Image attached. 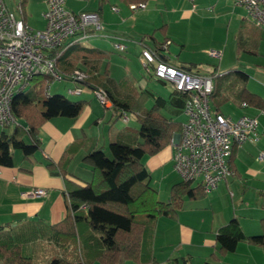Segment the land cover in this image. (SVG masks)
<instances>
[{
	"label": "trees",
	"instance_id": "obj_1",
	"mask_svg": "<svg viewBox=\"0 0 264 264\" xmlns=\"http://www.w3.org/2000/svg\"><path fill=\"white\" fill-rule=\"evenodd\" d=\"M19 2L23 5L25 0ZM246 23L242 24V32L255 30L258 38H264V31L251 24L247 28ZM148 36L152 38V35ZM106 58L103 50L74 42L60 53L57 66L64 72L84 66L88 73L85 83L91 88L100 86L104 89L115 116L123 117L127 110L133 112L139 128L137 133L125 128V132L118 133L120 137L108 144L109 155L100 147L83 155V162L90 166L91 178L84 184L71 185L66 192V215L50 226L51 236L73 237L81 256L76 260L54 256L47 264H91L94 261L100 264H127L128 261L155 264L152 244L157 219L173 217L182 208L184 198L198 199L207 193L200 184L180 178L170 186L168 199L158 198L157 190L150 184L151 173L144 164V157L162 150L170 144L172 135L180 131L181 121L162 113V108L168 102L172 113L180 114L184 97L171 91L165 100L136 87L127 77L115 80L108 75L107 61L99 71ZM193 65L182 63L179 66L192 69ZM209 74L213 76L209 98L215 110L229 99L239 105L246 102L249 106L264 108L262 96L247 88L248 74L244 71L233 69L217 76L215 70H211ZM46 80V75H37L27 90L14 95L11 110L18 123L13 124L10 131H0V166L12 165L15 149L21 150L23 157L28 158L40 148L39 131L44 121L55 116L74 118L84 107L83 99L48 93L44 88ZM142 94L153 98L150 106H143ZM74 148L68 145L57 162L46 161L51 174L65 175ZM236 148L234 144L228 160L232 170ZM32 225L20 231L15 227L0 229V264H34L27 252L28 240L38 232ZM259 226V233L246 234L237 217L232 216L217 229V251L210 255L218 260L233 252L240 241L264 248V216L259 219ZM183 264L190 263L184 260Z\"/></svg>",
	"mask_w": 264,
	"mask_h": 264
},
{
	"label": "crops",
	"instance_id": "obj_2",
	"mask_svg": "<svg viewBox=\"0 0 264 264\" xmlns=\"http://www.w3.org/2000/svg\"><path fill=\"white\" fill-rule=\"evenodd\" d=\"M46 1L43 0L42 11L46 8ZM84 1L77 7L70 2L68 6L65 5L76 12L84 10L98 12L103 28L89 37L103 39L110 44L109 48L91 45L107 54V58L103 59L99 71H102L105 61L109 65L110 54L113 51L124 54L132 48L139 59L140 45L138 42L141 39L146 42L154 41L152 43L169 39L173 44L174 39L170 27L172 18H165L161 14L157 6L158 0H144L146 3L145 8L136 11H131L128 7L130 2H137L132 0ZM231 2L235 4L233 0ZM112 6H116L117 10L112 9ZM236 6L243 10L236 18L237 31L235 37L237 44L242 45L241 48L244 50H248L247 48L252 46L257 52L261 53L264 51L262 47L264 46V38H258L259 36L255 30L247 29L242 32L243 22H247L245 24L247 28L250 27L248 24H253L245 18L244 8L239 5ZM190 12L191 8L183 11L179 9L178 18L185 19ZM148 35H152V38ZM116 41L124 42L127 47L124 50L116 49L113 46ZM171 43L168 44L167 51L164 52L163 57H167L173 64L180 65L183 62L171 59L173 57L169 47L172 45ZM108 65L109 77L115 80L124 77L129 78L128 76H112L109 73ZM79 67L85 69L84 66ZM130 80L132 81V79ZM134 85L141 88L135 83ZM170 93L171 90L169 89L166 97L154 94L167 100ZM79 95L81 96L75 99H83L85 105L76 117L55 116L44 121L39 131L40 148L28 158H24L22 152L16 149L13 151L12 165L0 166V229L7 230L10 227H15L20 231L34 224L32 226L34 229L37 228L38 232L35 233L33 239L28 240L27 244V252L31 255L34 264H47L54 256H61L71 260L80 258V247L75 244L73 237L51 236L50 226L62 220L66 215L68 211L66 192L71 185L75 183L84 184L91 178L90 166L83 162V155L87 151L99 147L104 151H108L109 142L120 137L118 133L125 132L123 126L116 128L115 123H110L113 116H115V110L108 105H103L105 109L110 111L107 114H105V111H101L98 105L92 101V98H94L93 92L89 88L83 90ZM247 107L252 106L248 105ZM259 109L255 107V112L249 114L258 117V124L264 131V108L261 111ZM162 113L178 120L176 118L178 114L172 113V108L168 102L162 108ZM113 127L118 131L117 135L111 131ZM68 145H73L75 148L71 151V158L66 164L65 175L51 174L45 165L46 161L49 159L54 162L60 160L64 149ZM172 151L170 143L159 152L144 157V164L151 173L150 184L157 190V196L162 200L168 199L170 186L180 180L175 175L172 166ZM233 163L234 170L230 168L232 170L231 174H241L234 160ZM35 187L44 188L46 193L42 196L26 194L29 189ZM218 187L213 189L212 193H217ZM212 193L205 199V203L201 207L188 208L187 201V204L183 205L173 217L161 216L157 219L152 244V251L156 260L155 264H180V259L186 260L187 263L195 264L193 262L194 255L197 256L196 259L202 258L206 263L214 264L207 256L202 257L205 249L211 251L209 255L213 252L216 253L215 233L223 225H219L213 234L206 232V228H204L206 225L204 212L209 203L214 200ZM240 225L246 234L256 233L246 232L247 230H245L244 226L241 223ZM238 245L239 242L233 252L237 250ZM91 264L100 263L94 261ZM127 264L150 263L128 261Z\"/></svg>",
	"mask_w": 264,
	"mask_h": 264
},
{
	"label": "built area",
	"instance_id": "obj_3",
	"mask_svg": "<svg viewBox=\"0 0 264 264\" xmlns=\"http://www.w3.org/2000/svg\"><path fill=\"white\" fill-rule=\"evenodd\" d=\"M245 10V18L264 31V0H233ZM144 1L130 2L131 11L144 9ZM112 9L117 10L116 6ZM44 26L31 27L24 15L23 5L9 8L0 0V124L18 123L11 110V102L18 92L25 91L37 75H46L45 90L53 81L70 80L69 94H80L89 88L103 105H110L106 92L100 86L89 87L88 73L79 67L64 72L58 69L57 59L63 49L74 42L87 39L103 28L97 11H73L65 0H47L42 11ZM139 58L145 71L167 84L171 91L184 97L182 113L185 119L181 129L171 137L172 166L181 179L201 185L205 192L217 187L232 173L228 165L232 146L259 136L256 116L243 113L232 118L220 110H212L209 95L213 89V76L173 64L167 57L169 39L152 43L139 40ZM113 46L124 50L127 45L116 41ZM212 56H219L210 50ZM264 100V94L262 95ZM241 107H247L241 102ZM123 119H128L123 115ZM264 155V150L261 156ZM41 187L29 189L26 194L42 196Z\"/></svg>",
	"mask_w": 264,
	"mask_h": 264
},
{
	"label": "rangeland",
	"instance_id": "obj_4",
	"mask_svg": "<svg viewBox=\"0 0 264 264\" xmlns=\"http://www.w3.org/2000/svg\"><path fill=\"white\" fill-rule=\"evenodd\" d=\"M87 1L94 2L95 0ZM158 1L157 6L161 14L165 18H172L170 27L174 41L172 44L170 40L172 45L169 47L173 61H181L184 64L193 62V70L200 73H209L211 70H215L217 76L233 69L242 70L248 74L247 88L259 95L264 93V51L259 53L252 46L248 47V50H244L236 42V18L243 11L240 7L233 4L231 0ZM5 2L9 8H14L19 0H5ZM69 2L77 7L85 1L65 0L67 6ZM43 6V0H25L23 3L26 21L31 27L42 28L44 26ZM187 8H191L189 16L185 19L178 18L179 9L183 11ZM80 43L98 45L103 48L110 47L108 41L90 37L81 40ZM262 47L264 49V46ZM210 50L218 51L219 56L210 55ZM108 66L112 76H128L136 85L143 88L141 90L151 91L154 96L155 94H160L162 97L167 96L169 86L145 71L140 58L136 57L135 50L132 48L124 54L111 52ZM70 86H73L70 80L53 81L46 91L50 94L61 93L70 99L81 96L67 93L66 87ZM93 97L92 101L98 105L100 110L105 111V114L109 113L110 110L105 109L94 94ZM141 98L144 107L150 106L154 101L152 97L145 95ZM211 106L214 110L212 104ZM254 108L241 107L237 101L229 99L220 104L219 110L232 118H237L243 113L255 112ZM259 110L261 111V109ZM127 115L128 119H123L121 115L113 116L110 123H115L116 128L123 126L127 131L137 133L139 123L135 120L134 113L127 110ZM176 116L180 121L185 119L183 113ZM256 119L259 122L258 117ZM12 128L13 124L4 127L0 124V131L2 129L10 131ZM113 128L111 131L117 135L118 131L115 130V127ZM256 131L259 136L256 140H247L238 144L234 161L241 174L227 176L226 181L222 180L217 185L219 186L217 193H212L213 190H211L198 199L184 198L183 205L188 201V208L194 209L203 206L205 199L211 193L214 196L213 202L209 203L204 212L206 232L213 234L219 225L227 222L233 215L244 226L246 232H256V234L260 232L259 219L264 216V155L261 156L264 150V131L259 124ZM105 152L109 155V151ZM175 175L177 178H181L176 171ZM210 252L205 249L202 257L207 256L214 264H264V248L244 241L239 242L235 252H228L226 257H224L225 255L220 257L222 259L220 261L209 255ZM193 258L195 264H208L202 258L196 259V255ZM180 264H183L181 259Z\"/></svg>",
	"mask_w": 264,
	"mask_h": 264
}]
</instances>
